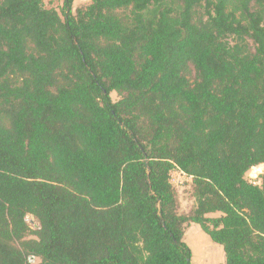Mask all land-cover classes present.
Listing matches in <instances>:
<instances>
[{
	"label": "trees",
	"instance_id": "1",
	"mask_svg": "<svg viewBox=\"0 0 264 264\" xmlns=\"http://www.w3.org/2000/svg\"><path fill=\"white\" fill-rule=\"evenodd\" d=\"M73 4L0 0V264H264V0Z\"/></svg>",
	"mask_w": 264,
	"mask_h": 264
},
{
	"label": "rangeland",
	"instance_id": "2",
	"mask_svg": "<svg viewBox=\"0 0 264 264\" xmlns=\"http://www.w3.org/2000/svg\"><path fill=\"white\" fill-rule=\"evenodd\" d=\"M92 0H74V12L79 7H85ZM46 7H54L63 16V0H43ZM113 100L120 98L116 91L111 92ZM264 172V165L256 166L246 173V177L255 183L261 184V173ZM58 186H61L58 184ZM181 200V211L188 212L196 203L192 193V182L185 181L182 185L175 187ZM31 229L37 228V223L31 221ZM185 241L192 249V262L194 264H225V252L223 246L212 240L198 223H190L185 233Z\"/></svg>",
	"mask_w": 264,
	"mask_h": 264
},
{
	"label": "built area",
	"instance_id": "3",
	"mask_svg": "<svg viewBox=\"0 0 264 264\" xmlns=\"http://www.w3.org/2000/svg\"><path fill=\"white\" fill-rule=\"evenodd\" d=\"M193 182V176L184 171L181 167L175 166L170 172V181L174 187L182 185L185 181ZM252 181V180H250ZM253 182V181H252ZM255 183V182H254ZM30 215L26 217L27 221L30 223ZM31 221H33L31 219ZM38 258L34 255L28 257L29 263H35Z\"/></svg>",
	"mask_w": 264,
	"mask_h": 264
},
{
	"label": "crops",
	"instance_id": "4",
	"mask_svg": "<svg viewBox=\"0 0 264 264\" xmlns=\"http://www.w3.org/2000/svg\"><path fill=\"white\" fill-rule=\"evenodd\" d=\"M222 213L221 212H214V213H210V216H218V215H221Z\"/></svg>",
	"mask_w": 264,
	"mask_h": 264
}]
</instances>
